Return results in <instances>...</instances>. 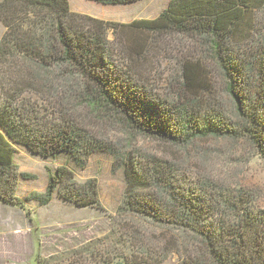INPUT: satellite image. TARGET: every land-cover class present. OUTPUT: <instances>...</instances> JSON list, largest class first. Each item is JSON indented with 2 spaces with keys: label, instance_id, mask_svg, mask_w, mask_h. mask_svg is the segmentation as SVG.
Instances as JSON below:
<instances>
[{
  "label": "trees",
  "instance_id": "1",
  "mask_svg": "<svg viewBox=\"0 0 264 264\" xmlns=\"http://www.w3.org/2000/svg\"><path fill=\"white\" fill-rule=\"evenodd\" d=\"M88 1L121 7L144 0ZM0 21V203L29 210L28 201L47 206L60 190L77 208L101 204L97 180L78 184L67 167L50 172L45 193L19 197L21 178L33 176H20L12 143L43 158L71 154L82 168L106 152L114 172L124 171L121 214L177 237L157 258L148 242L128 233L133 241L114 251L119 264H161L173 251L179 264H264V210L253 190L189 184L170 154L133 149L136 136L174 150L205 140L243 141L264 161V0H171L156 19L132 23L73 12L70 0H2ZM175 35L195 41L197 53H182L164 96L146 70L161 40ZM111 124L124 141L92 132ZM114 252L101 251L104 264ZM67 256L39 254L36 262L71 264Z\"/></svg>",
  "mask_w": 264,
  "mask_h": 264
},
{
  "label": "rangeland",
  "instance_id": "2",
  "mask_svg": "<svg viewBox=\"0 0 264 264\" xmlns=\"http://www.w3.org/2000/svg\"><path fill=\"white\" fill-rule=\"evenodd\" d=\"M170 2L171 0H144L120 7L104 6L88 0H70L73 12L122 23H132L139 19L154 20L169 7ZM4 33L5 28L0 21V40ZM109 40H114L112 31L109 33ZM194 43L195 41L187 37L167 36L161 40L160 51L152 58L149 57L146 71H149L150 83L160 95L170 94L173 77L179 74L182 53L196 55ZM218 81L222 84L221 80ZM222 99L224 106L231 110V103L225 92H222ZM93 129L94 135L109 134L114 142L126 139L122 130L112 124L99 131L97 128ZM134 139L137 142L133 149L141 152L143 156L170 154L171 157L167 159L177 164L182 179L187 183L206 180L224 187L250 188L258 197V206L264 210V161L255 157L251 147L243 141L234 143L226 140H205L174 150L171 146L151 138L136 136ZM12 144L16 151L15 162L20 176H33L30 180L21 178L19 197L27 199L33 193H45L50 172L57 174L59 167H67L74 173L78 184L97 180L101 204L96 208H77L61 197L60 190L54 194L52 202L47 206H40L36 199L28 201L29 210L0 203V264H37L36 257L39 254L44 258H56L67 253V258H72L71 264H104L101 251L107 249L113 253L120 247L119 242L133 241L128 233L136 234L140 241L148 242L147 249L157 254V258L165 249L175 245L177 237L173 234L121 214L125 176L123 170L114 172L115 160L111 154L97 152L82 168L71 154L43 158L34 155L22 145ZM126 244L130 246L129 243ZM85 247L95 259L91 254L82 253L81 249ZM76 251L77 257L71 255ZM111 258V264L120 263L115 252ZM179 262V255L173 251L161 264Z\"/></svg>",
  "mask_w": 264,
  "mask_h": 264
}]
</instances>
